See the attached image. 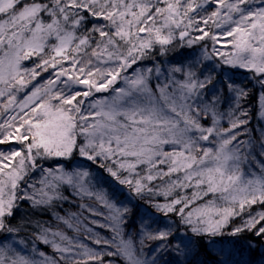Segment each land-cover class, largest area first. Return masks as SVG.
Instances as JSON below:
<instances>
[{
    "label": "snow or ice",
    "instance_id": "1",
    "mask_svg": "<svg viewBox=\"0 0 264 264\" xmlns=\"http://www.w3.org/2000/svg\"><path fill=\"white\" fill-rule=\"evenodd\" d=\"M245 233L264 0H0V264H252Z\"/></svg>",
    "mask_w": 264,
    "mask_h": 264
},
{
    "label": "trees",
    "instance_id": "2",
    "mask_svg": "<svg viewBox=\"0 0 264 264\" xmlns=\"http://www.w3.org/2000/svg\"><path fill=\"white\" fill-rule=\"evenodd\" d=\"M26 65H28V64H26ZM31 66L32 65H29V67H31ZM245 76H246V73H244L243 71H237L235 73L234 79H236L237 81L244 80ZM255 102H256L255 101V94H253V97L250 98L249 103L251 105H253V107H254ZM65 208L67 210H71V211L76 210L75 208L68 209V206H65ZM237 222H239V221H237ZM98 231H101L102 233L104 232L103 229H98ZM221 239H223L225 241H234L235 246L237 248L243 249V257L237 256L236 257L237 260L244 259V260H250L252 262V264H264V248H262L260 246L261 241L256 240L254 237L250 236L249 234L245 233L239 237H229V236L225 235ZM249 242L254 243L256 245V248L251 253H249V251H248ZM209 264H211V261L209 262Z\"/></svg>",
    "mask_w": 264,
    "mask_h": 264
},
{
    "label": "rangeland",
    "instance_id": "3",
    "mask_svg": "<svg viewBox=\"0 0 264 264\" xmlns=\"http://www.w3.org/2000/svg\"><path fill=\"white\" fill-rule=\"evenodd\" d=\"M26 64H28V65H26L27 67H29V65H31L30 63H27V62H25Z\"/></svg>",
    "mask_w": 264,
    "mask_h": 264
}]
</instances>
